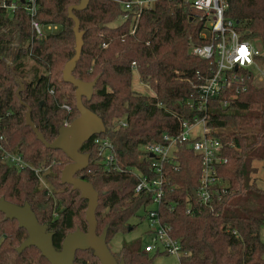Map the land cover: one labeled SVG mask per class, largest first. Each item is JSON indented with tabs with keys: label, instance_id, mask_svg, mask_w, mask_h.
<instances>
[{
	"label": "trees",
	"instance_id": "1",
	"mask_svg": "<svg viewBox=\"0 0 264 264\" xmlns=\"http://www.w3.org/2000/svg\"><path fill=\"white\" fill-rule=\"evenodd\" d=\"M79 2L39 0L38 21L61 27L59 32L40 39H32L31 18L23 5L12 14L0 8L2 146L21 154L28 163L22 168L9 165L0 150V197L19 205L29 202L39 221L54 232L57 249L69 232L77 228L87 231L88 204L78 190L62 184L61 172L70 159L62 150L47 148L37 138L26 125V112L31 107L33 121L49 142L56 138L66 119L71 122L79 116L75 87L63 80L64 65L75 53L74 20L68 9ZM227 2L225 16L239 22L243 38L259 40L264 51V0ZM187 6L182 0L156 1L143 11L135 33H131V19L112 25L125 12L115 0H90L83 10H74L85 31L74 75L85 81L98 77L92 99L84 98V103L102 117L106 132L94 136L113 142L123 169L107 170L100 163L94 136L83 144L82 151L89 152L91 158L89 166L77 175H83L99 192L98 233L108 226V244L115 234L133 229L131 219L153 204L150 192L135 191L138 176L134 168L155 177L150 172V158L140 145L159 141L166 132L177 133L178 116L193 119L195 111L186 102L195 94V85L215 68L214 58L191 53V45H203L208 40L202 35L204 22L194 18ZM258 60L264 61V55ZM30 61L33 66L27 68ZM133 62L139 80L151 86L154 95L133 89ZM241 74L243 82L230 91L234 96L228 97L231 99L227 105L212 99L207 124L211 135L221 140L226 161L216 168L224 185L213 188L209 203L197 200L195 192L203 163L188 144L177 151L178 167L165 165L170 182L165 184L160 219L181 241L182 248L192 253L184 258L185 264H212L214 258L218 264H264V189L252 180L257 171L253 162L264 161V86L254 83L251 71ZM51 88L54 95L49 94ZM62 102L72 106L71 114L61 111ZM53 162L45 176L60 189L56 201L51 192L40 187L31 167ZM27 236L16 219H6L0 212V264H51L35 246L18 253V246ZM113 253L118 260L123 257L126 264H150L149 254L142 250L122 246ZM75 264L100 261L92 249L78 250Z\"/></svg>",
	"mask_w": 264,
	"mask_h": 264
},
{
	"label": "built area",
	"instance_id": "2",
	"mask_svg": "<svg viewBox=\"0 0 264 264\" xmlns=\"http://www.w3.org/2000/svg\"><path fill=\"white\" fill-rule=\"evenodd\" d=\"M115 1L119 2L125 11L122 15L123 20L131 19V33H135L143 11L152 7L158 0ZM182 2L188 5L194 18L204 22L205 29L202 35L208 40V43L203 45H192L191 53L205 59L214 58L215 68L202 83L195 85V94L186 102L188 107L195 111L196 115L193 119L178 116L177 133L166 132L162 134L161 140L140 145V149L150 158V172H153L155 177H150L139 169H133L138 176L135 191L150 192L153 198V208L147 213L155 229L151 233L152 241L144 245V252L175 255L177 264H185L184 258L192 253L182 248L181 241L171 235L170 227L163 224L160 219L159 208L165 198V184L170 182L165 173V165L169 163L178 167L177 151L188 144L197 155L202 157L203 163L199 188L195 192L197 200L201 203H209L213 196V188L224 185V180L217 174L216 168L226 161L222 153L221 140L211 135V127L207 124L211 118L212 99L217 98L222 105H227L231 99L228 97L234 96V92L230 91L239 82H243L244 76L241 71H251L256 76L255 69L261 68L258 58L264 55L262 48L256 47L253 41L243 38L239 22L225 16L227 0H182ZM20 5H23L31 18L32 39L45 38L59 30L57 24H43L38 21L36 15L39 0H0V8L5 9L9 14L14 13ZM132 67L134 72H137L136 62H133ZM139 83L150 87L141 81ZM236 90L239 91V88ZM50 92L54 93V89L51 88ZM62 108L69 114L73 112L72 106L68 103L62 104ZM69 122L66 119L64 124ZM3 139L0 122V150L3 149V160L9 165L21 168L28 166L21 154L4 150ZM93 142L99 146L100 163L107 170H123L118 164L114 144L109 138L94 136Z\"/></svg>",
	"mask_w": 264,
	"mask_h": 264
},
{
	"label": "water",
	"instance_id": "3",
	"mask_svg": "<svg viewBox=\"0 0 264 264\" xmlns=\"http://www.w3.org/2000/svg\"><path fill=\"white\" fill-rule=\"evenodd\" d=\"M89 1L80 0L79 3L71 5L68 9L69 17L74 20L75 53L64 65L63 80L75 87L76 107L79 116L68 124L61 125L56 138L49 142L33 121L31 107H28L26 112V125L34 130L37 138L47 148L62 150L70 159V162L62 169L61 182L71 185L72 190H78L80 197L87 200L88 229L83 231L77 228L75 231L69 232L62 242L61 248L57 249L53 244L54 232L48 229L47 224L39 221L29 202L26 201L23 205H19L7 200L4 196L0 197V212L5 215L6 219H16L19 226L25 228L28 233L26 239L18 246V253L35 246L51 264H75L77 251L88 249H92L100 264H126L123 257L120 260L117 259L108 244V226L102 233H98L99 192L93 183L85 179L84 176L77 175L89 166L91 158L89 152L82 151L83 144L94 135L106 132L102 117L84 103V98L89 101L92 99L98 77L91 81H85L74 75V70L82 54L85 33L81 29L80 20L74 14V10H83ZM23 88L24 85L21 84V89ZM212 264H218L216 258L213 259Z\"/></svg>",
	"mask_w": 264,
	"mask_h": 264
},
{
	"label": "rangeland",
	"instance_id": "4",
	"mask_svg": "<svg viewBox=\"0 0 264 264\" xmlns=\"http://www.w3.org/2000/svg\"><path fill=\"white\" fill-rule=\"evenodd\" d=\"M122 21H123V18L118 17L112 23V25H118ZM58 26H59L58 27L59 30H56L57 32H59L61 29L60 25ZM253 42L256 45V47L258 48L261 47V43L259 40L256 39ZM191 48H192V45H191ZM259 64L261 65V68L255 69L256 76L254 77V83L257 86H264V61H259ZM32 66H33V63L31 61L28 62L27 68H31ZM30 76L31 74L30 75L28 74L26 78L29 79ZM139 82H140L139 73L135 71L133 85H132L133 89L136 92H141V93L148 94V95L155 94L151 86L148 87L146 85L140 84ZM66 91L70 92L71 89L67 87ZM49 94L54 95L53 93H50V90H49ZM64 103L65 102H62L59 104L60 105L59 107L62 112H63L62 104ZM197 128L199 129V126H197ZM210 133H211V129H210ZM58 163L59 162L57 160V164ZM53 164L54 162L51 165H45L43 163L41 164V167H34V166H31V167L34 168L35 174L38 176L40 187L43 186L49 191V193L51 192L54 196L53 197L54 201H56V199H58L56 192H59L60 189H57L56 186L52 185L45 176L49 172V170L52 169ZM253 164L254 166H256L257 171L253 173L252 180L255 179L256 184L264 189V161L256 160L253 162ZM152 208H153V205L151 204L146 209H140L137 213V216L133 217L130 221L131 224L134 225L135 227L133 229H129L126 232H119L115 234L113 238H111L109 246L113 252H117L119 249H121L122 246H128L134 250L136 249V250L143 251L144 245L152 241L151 233H152V230L155 229V225L151 224V221L147 213ZM261 235L262 237H264V226L261 229ZM149 259H150V264H177V261H178L175 255L167 254V253H156V252L149 253Z\"/></svg>",
	"mask_w": 264,
	"mask_h": 264
},
{
	"label": "crops",
	"instance_id": "5",
	"mask_svg": "<svg viewBox=\"0 0 264 264\" xmlns=\"http://www.w3.org/2000/svg\"><path fill=\"white\" fill-rule=\"evenodd\" d=\"M140 84H141V83H140ZM119 250H120V249H119ZM119 250H118V251H119ZM118 251H117V252H118ZM143 251H144V250H143ZM148 254H149V253H148Z\"/></svg>",
	"mask_w": 264,
	"mask_h": 264
},
{
	"label": "flooded vegetation",
	"instance_id": "6",
	"mask_svg": "<svg viewBox=\"0 0 264 264\" xmlns=\"http://www.w3.org/2000/svg\"><path fill=\"white\" fill-rule=\"evenodd\" d=\"M81 176H83V175H81Z\"/></svg>",
	"mask_w": 264,
	"mask_h": 264
}]
</instances>
